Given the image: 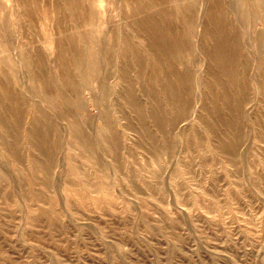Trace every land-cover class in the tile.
Here are the masks:
<instances>
[{"label":"rangeland","instance_id":"1","mask_svg":"<svg viewBox=\"0 0 264 264\" xmlns=\"http://www.w3.org/2000/svg\"><path fill=\"white\" fill-rule=\"evenodd\" d=\"M207 3L0 0L1 101L4 89L16 92L14 110L0 117L22 122L17 137L0 124V264H264V89L254 61L264 58V36L260 44L255 41L264 21L246 19L232 0L214 11L239 26L244 46L239 76L247 88L227 86L226 97L220 86L226 77L203 71L206 63L214 64L202 47L210 37L203 44L195 32L205 21ZM164 9L187 28L183 37L191 45L170 58L172 67L194 73L173 80L187 104L185 114L163 131L116 94L109 97L108 118L92 103L101 78L112 89L123 85L121 77L105 74L122 66L117 54L112 63L101 62L97 79L77 77V90L64 86L65 99L57 87L33 82L27 72L29 52L42 50L55 69L59 39L73 36L82 53L95 31L108 29L113 42L139 49L147 72L156 75L147 81H155L159 92L162 67L135 21ZM123 36L127 39H119ZM136 72L134 64L129 73ZM134 88L147 107L162 106L166 115L175 111L173 100L163 95L149 100L148 86L142 92L139 81ZM229 119L242 134L235 157L219 149ZM36 122L49 138L44 153L31 145ZM164 133L171 146L161 142ZM153 141L163 146L153 150Z\"/></svg>","mask_w":264,"mask_h":264},{"label":"bare ground","instance_id":"2","mask_svg":"<svg viewBox=\"0 0 264 264\" xmlns=\"http://www.w3.org/2000/svg\"><path fill=\"white\" fill-rule=\"evenodd\" d=\"M232 4L234 11H239L245 15L246 19L250 16H256L264 21V0H232ZM207 6L208 12L205 21L197 25L195 32L200 36L199 39H201L200 41L203 44L205 42V40H203L204 37L209 35L211 43L202 45V47L204 55L214 61V64L211 66L206 63L203 71L207 75H221L226 77L220 80V86L225 96L230 97L226 91L227 86L233 87L234 91L236 89L246 90L247 88L246 83L242 81L239 76V61L244 47L239 40L240 28L234 23L213 14L215 10L221 9L223 0H208ZM135 25L139 30H143L148 45L151 47L162 67L161 89L159 92L155 91L153 88V83L155 81H147L156 75L152 72H147L146 64L148 63L142 59L139 54V49L134 50L131 46H120L113 42L109 37L111 31L108 29L95 31L92 38L93 44L89 48H83L82 53H80L78 47L75 46L73 36H66L59 39L55 50L56 63H54L56 64V68L53 63L55 69L51 68L50 65L46 63L42 50L36 49L33 52H29L27 72L33 82H41L51 89L57 87L61 91L62 98H64L62 94L64 86L69 85L77 90L78 87L74 85L77 77L79 79L89 78L93 75V77L97 79V75L100 73L99 69L101 62L107 61L108 63H112L114 61L113 57H116L115 55L117 54L121 60L122 66L114 72H112V69L110 73L106 71L105 74L106 76L117 75L121 77L123 85L118 89H112L109 83H106L103 78H101L97 87L100 93L97 94V89L93 92L91 97L92 103L100 106L102 116L108 118L111 107L109 97L112 94H116L126 104L138 108L140 119L148 118L149 120H154L158 128L163 131L166 125H175L179 118L185 114L184 107L187 103L183 104V102L180 101L177 90L173 85V80L180 77L189 78L193 75L194 71L190 68H186L182 71L174 69L170 58L174 54L181 55L182 49L191 48L187 36L183 37V30L187 32V28L184 27L183 29L174 19L172 13L166 9L160 10L152 15L141 17L135 21ZM179 32L181 34L177 36ZM263 36L264 32H259L255 35L257 44L262 42ZM119 39H127V37L123 36ZM29 58L31 59L30 64ZM249 61L250 59L247 58L245 65H248ZM254 61L258 65V86L264 89V58L260 57L254 59ZM134 64L137 67V72L135 76H131L129 69L131 66H134ZM72 67L75 69L74 74L71 69ZM0 71L3 72L4 70L1 69ZM53 74L58 75L60 80L56 81L57 79L53 77ZM135 81L141 83L142 92H144V89L148 86L147 92L149 100L154 101L153 98L159 95H163L162 99L173 100L175 111L166 115L162 106L155 108V104L149 107L144 105V103L140 101L138 93L134 88ZM92 90L93 87L91 91ZM2 92L6 100L1 101L0 98V112L8 115L9 112L15 108L14 101L16 92H12L7 88ZM102 107H104V110H102ZM231 108L230 106L228 107L229 112H231ZM106 122H109V120L106 119ZM0 124L2 128L6 129V132L12 133L15 137H17V132L22 129V122L18 117L8 121L4 116H1ZM206 124L210 128L214 127L211 122L206 121ZM145 133L150 141L154 139L150 131H146ZM227 133L235 135V139L224 140V136ZM29 134L32 137L31 145L36 147L40 153L49 150V138L47 133H43L39 130L38 122L33 124ZM220 134L222 136V140L220 139L219 142L220 151L226 156L232 155L235 157L236 147L242 140V134L239 131L237 123L233 119L227 120ZM80 135L85 136V130L81 131ZM169 136V133H164L161 138V142H166L164 146H171ZM110 138L109 136L108 139ZM104 139V137L101 138V140ZM3 142L6 145L9 144L7 140H3ZM87 144H89V142H87ZM161 146L163 145H160L158 141H153L151 143L153 150H159Z\"/></svg>","mask_w":264,"mask_h":264}]
</instances>
